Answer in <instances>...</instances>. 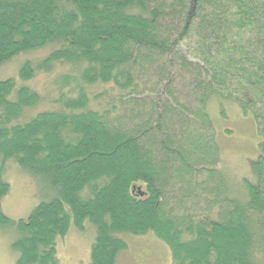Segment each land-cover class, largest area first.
Returning a JSON list of instances; mask_svg holds the SVG:
<instances>
[{
  "label": "trees",
  "instance_id": "16d2710c",
  "mask_svg": "<svg viewBox=\"0 0 264 264\" xmlns=\"http://www.w3.org/2000/svg\"><path fill=\"white\" fill-rule=\"evenodd\" d=\"M47 45L20 77L70 65L49 95L0 80V226L19 233L17 264H59L56 239L87 219L89 264H116L128 247L118 234L148 230L171 264H264V0H0V64ZM213 99L258 126L245 201L223 167ZM11 158L55 192L27 219L1 209Z\"/></svg>",
  "mask_w": 264,
  "mask_h": 264
},
{
  "label": "rangeland",
  "instance_id": "374dc122",
  "mask_svg": "<svg viewBox=\"0 0 264 264\" xmlns=\"http://www.w3.org/2000/svg\"><path fill=\"white\" fill-rule=\"evenodd\" d=\"M47 45L39 49L22 52L9 61L0 64V80L15 78L17 87L30 86L43 96L50 94L49 83L59 72L70 69V65L56 63L52 72H40L37 76L23 80L20 70L29 61L33 67L52 51ZM96 87L93 91H96ZM224 102L225 113L221 110V101L213 99L209 104L216 138L221 149L222 163L231 184L235 197L245 201L248 196L245 180L255 182L251 162L259 155L261 137L255 117L251 111L245 112L234 101ZM49 105L41 104L32 113ZM34 113V114H36ZM31 115V114H30ZM24 116L29 119L32 115ZM30 116V117H29ZM3 178L11 188L1 200L2 212L13 220L27 219L31 211L42 201L53 198L55 192L48 188L39 176L22 167L14 158L8 159ZM97 226L88 219L81 230L72 222L65 236L56 239L57 258L59 264H89L91 251L97 236ZM128 244L120 252L116 264H171L172 256L169 246L152 230L143 234L122 232L118 234ZM19 238L14 227L0 226V264H17L19 250L13 244Z\"/></svg>",
  "mask_w": 264,
  "mask_h": 264
},
{
  "label": "water",
  "instance_id": "95a60500",
  "mask_svg": "<svg viewBox=\"0 0 264 264\" xmlns=\"http://www.w3.org/2000/svg\"><path fill=\"white\" fill-rule=\"evenodd\" d=\"M134 190H137L141 195H145V192L142 191L141 187L134 186Z\"/></svg>",
  "mask_w": 264,
  "mask_h": 264
}]
</instances>
